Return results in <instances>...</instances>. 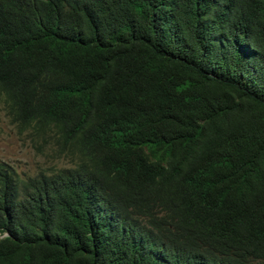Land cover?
<instances>
[{
	"label": "trees",
	"instance_id": "trees-1",
	"mask_svg": "<svg viewBox=\"0 0 264 264\" xmlns=\"http://www.w3.org/2000/svg\"><path fill=\"white\" fill-rule=\"evenodd\" d=\"M0 102L69 163L0 162V264H264V0H0Z\"/></svg>",
	"mask_w": 264,
	"mask_h": 264
},
{
	"label": "rangeland",
	"instance_id": "rangeland-1",
	"mask_svg": "<svg viewBox=\"0 0 264 264\" xmlns=\"http://www.w3.org/2000/svg\"><path fill=\"white\" fill-rule=\"evenodd\" d=\"M0 162L10 165L21 178L40 172L50 174L69 166L65 159H57L45 146L34 148L26 136L19 134L5 114L1 102Z\"/></svg>",
	"mask_w": 264,
	"mask_h": 264
}]
</instances>
